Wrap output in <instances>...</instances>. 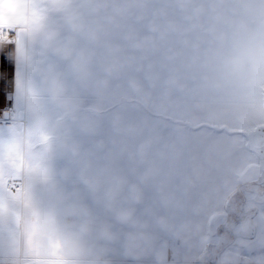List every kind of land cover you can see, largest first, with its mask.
<instances>
[{"label": "crops", "instance_id": "obj_1", "mask_svg": "<svg viewBox=\"0 0 264 264\" xmlns=\"http://www.w3.org/2000/svg\"><path fill=\"white\" fill-rule=\"evenodd\" d=\"M13 27L0 264H264V0H20Z\"/></svg>", "mask_w": 264, "mask_h": 264}, {"label": "rangeland", "instance_id": "obj_2", "mask_svg": "<svg viewBox=\"0 0 264 264\" xmlns=\"http://www.w3.org/2000/svg\"><path fill=\"white\" fill-rule=\"evenodd\" d=\"M9 30H11V28H9ZM26 36H27L26 33H21L17 31L15 40L4 39L3 41H1V37H0V109H3L14 97L13 96L14 92H17V88L15 89L16 48L18 42L25 40ZM256 157H257L256 158L257 162H260L261 165L263 163L264 165V143L263 146L260 145L259 147H257ZM259 175H260V177L258 176L259 180L260 181L262 180L259 183L262 187H264V170H261V173H259ZM236 195L238 194H235V196ZM257 195L258 194L256 192H254L253 194L246 192L244 193L243 201L240 200L234 201V199H231V201L229 200L227 208L230 210L228 213H230L229 215L232 216L231 218L239 219L240 213L242 211L244 212L245 210L244 207L246 206V204H250V203L253 204L259 199ZM245 215H247V213H244V217ZM220 232L226 234V236L225 237L222 236L221 239L217 238L218 239L217 241H219V248H223L225 246V243L229 242L233 236H229L228 229H223V227L220 229Z\"/></svg>", "mask_w": 264, "mask_h": 264}, {"label": "built area", "instance_id": "obj_3", "mask_svg": "<svg viewBox=\"0 0 264 264\" xmlns=\"http://www.w3.org/2000/svg\"><path fill=\"white\" fill-rule=\"evenodd\" d=\"M16 34H17V28L16 27H13L11 30H9L8 28L7 29L2 28L0 31L1 41H3L4 39L15 40ZM17 109L20 110V107L18 106V103L16 102L15 98L13 97L12 100L3 109H0V120H3L5 113L11 114V113L17 111ZM5 188L7 190H10L12 193H17L18 191H20L21 187H20V184L13 183L11 181H7L5 183Z\"/></svg>", "mask_w": 264, "mask_h": 264}, {"label": "snow or ice", "instance_id": "obj_4", "mask_svg": "<svg viewBox=\"0 0 264 264\" xmlns=\"http://www.w3.org/2000/svg\"><path fill=\"white\" fill-rule=\"evenodd\" d=\"M19 3L20 0H0V28L11 24L13 15L19 11Z\"/></svg>", "mask_w": 264, "mask_h": 264}, {"label": "water", "instance_id": "obj_5", "mask_svg": "<svg viewBox=\"0 0 264 264\" xmlns=\"http://www.w3.org/2000/svg\"><path fill=\"white\" fill-rule=\"evenodd\" d=\"M4 116H5V118H8V113H5Z\"/></svg>", "mask_w": 264, "mask_h": 264}, {"label": "clouds", "instance_id": "obj_6", "mask_svg": "<svg viewBox=\"0 0 264 264\" xmlns=\"http://www.w3.org/2000/svg\"><path fill=\"white\" fill-rule=\"evenodd\" d=\"M221 264H225V262H224V261H222V262H221Z\"/></svg>", "mask_w": 264, "mask_h": 264}]
</instances>
